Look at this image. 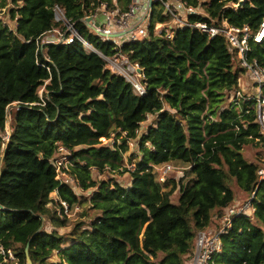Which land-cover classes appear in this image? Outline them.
<instances>
[{"label":"trees","instance_id":"obj_1","mask_svg":"<svg viewBox=\"0 0 264 264\" xmlns=\"http://www.w3.org/2000/svg\"><path fill=\"white\" fill-rule=\"evenodd\" d=\"M114 1L121 12L133 4L0 0V10L14 6L8 15L16 23L15 30L0 23V264H27V248L33 264H187L198 232L216 220L220 226L233 206L231 179L246 195L255 193L256 212L234 218L216 263L264 264V181L258 180L264 157L255 164L243 154L250 146L264 147V140L254 113L230 107L247 69L224 37L191 28L178 29L173 40L157 35L155 25L170 18L154 4L149 36L121 48L143 72V96L80 42L37 51V41L60 27L54 12L59 6L88 42L114 56L113 43L101 41L83 22L101 4L115 8ZM184 1L204 12L190 16L194 23L256 31L264 21V0H245L241 8L240 0ZM250 47L249 60L264 67V42L250 41ZM131 142L138 147L129 160L135 169L125 167ZM60 147L70 154L64 171L75 185L58 179ZM171 163L187 165L191 179L158 182L154 168ZM94 171L102 178L127 173L130 181L99 180ZM175 192L177 203L171 200ZM63 203L69 209L89 204L95 217L69 234L44 230L47 219L57 228L69 226L53 210L65 215Z\"/></svg>","mask_w":264,"mask_h":264},{"label":"built area","instance_id":"obj_2","mask_svg":"<svg viewBox=\"0 0 264 264\" xmlns=\"http://www.w3.org/2000/svg\"><path fill=\"white\" fill-rule=\"evenodd\" d=\"M151 2L159 5L164 15L170 18L166 23L155 25V34L159 33L166 39L173 40L178 29L191 28L207 34L210 38L222 36L228 41L231 51L237 53L241 66L247 69L251 77L255 79L254 92L235 91L233 96H231L230 107L244 115L254 113L255 122L260 129V136L264 140V67L257 60L250 61L248 58V54L252 50L250 41L257 44L264 42V21L256 31L248 28L230 27L226 24L223 27L209 26L207 23H194L190 20V16L201 13L199 9L189 6L184 0H133V4L127 12H121L116 7L117 2L114 1L115 8L110 7L108 4H101L96 9L93 15L90 16L92 19L90 26L86 22L89 17L83 19L92 34L103 42L113 43V49L117 51V54L107 57L81 35L76 24L66 17L64 9L56 6L54 9L55 21L60 24V27L45 35L44 37L49 35L46 41L44 37L37 41V51H43V46L46 45H71L75 42H80L87 52H96L110 67L114 68L115 72L113 73L121 75L129 82L136 95L143 96L146 93V87L143 84V72L140 71L141 69L138 65H133L129 58L121 53V48L126 43L143 40L149 36ZM5 14H7V8L1 9L0 23L7 26V21L1 18V15ZM146 22H149L148 26L144 27ZM169 23L173 25H169ZM96 24H99V26L97 27ZM245 103H251V106L245 109ZM104 142L107 143V140L104 139ZM58 152L62 154L61 161H54L58 179L63 173V177L67 179L64 183L73 185L75 181L65 172L69 170L70 164L68 165L66 161L70 154L64 147H60ZM155 170L159 172L157 176L158 182L163 184L167 182L169 175L176 168L171 164H165L156 167ZM68 177L71 178L70 181H68ZM258 178L259 183L264 181V165L258 170ZM254 198L255 193L246 203L227 208L221 218V225L216 230L207 229L198 232L194 254L187 264H217L216 259L223 251V235L227 234L231 229L234 218L240 215L252 216L256 212L252 202ZM63 206L65 213H67L69 210L68 206L65 203H63ZM10 256L12 257L11 252Z\"/></svg>","mask_w":264,"mask_h":264},{"label":"rangeland","instance_id":"obj_3","mask_svg":"<svg viewBox=\"0 0 264 264\" xmlns=\"http://www.w3.org/2000/svg\"><path fill=\"white\" fill-rule=\"evenodd\" d=\"M238 6V5H237ZM235 6V7H237ZM14 6L12 4H9V6L7 7V14L5 15H1V18L6 20L7 23H8V27L10 29H14L16 28L15 26V22L11 21L9 19V9L10 8H13ZM201 15H204V12L203 10H199ZM148 23L149 22H146L144 24V27H147L148 26ZM169 25H173L172 23H169ZM225 26V24H224ZM15 30V29H14ZM157 35H159V33H157ZM49 36V35H48ZM48 36L44 37V40L46 41V39L48 38ZM237 57V56H236ZM237 63V61H236ZM107 66L108 68L112 71V72H115L114 68L111 66L108 65L107 63ZM237 67V64L235 65ZM255 84V79H253L250 75V73L248 71L244 72L241 74V78H240V81H239V86H238V89L237 90H240L242 92H250V93H253L254 92V86ZM236 90V91H237ZM44 93V88H41L40 89V96H42ZM234 93V92H233ZM233 93H232V96H233ZM232 98V97H231ZM231 100V99H230ZM152 119V117H151ZM151 119L147 122L146 125L144 126H148V124H150L151 122ZM102 142H104V139H102ZM105 143V142H104ZM135 142H131L130 143V148L131 150L129 151V153L126 155V159H125V167H127L128 169H135V164H131L129 163V160H130V155L132 154H137L138 153V147H136V145L134 144ZM244 154V157L245 159L249 162V163H258L260 161V158L261 157H264V147L263 146H250L248 148H246L243 152ZM135 156V155H134ZM62 157V154L60 152H58L57 156H56V161L58 160L61 161V158ZM68 162V165L70 164V156L67 157V161ZM171 165L173 167L176 168V170L171 173L169 175V179L171 178H176L177 180L180 179L181 177L183 178L185 176L186 179H184L186 181H188L189 179H191V176L188 174L189 170H188V166L183 164V163H171ZM154 172L156 174V179H157V176L159 174V172H157L154 168ZM186 174H187V177H186ZM63 173L59 176V179H61L63 182H65L67 179L66 177H63ZM94 177L101 180L102 176L99 174V173H96V171H94ZM113 179L115 178L116 181L120 182L121 184H124V185H127L130 181V177L127 173H124V174H117V175H111V176H105L104 178L102 179ZM71 178L68 177V181H70ZM76 184V183H75ZM74 184V185H75ZM229 186L232 188V190L235 192V195H236V200L235 202L233 203V206H236V205H241V204H244L246 203L251 197L246 195L243 191L240 190V188L238 187L237 183L235 180L231 179V181L229 182ZM77 187V186H76ZM171 188V186L167 187L165 190H169ZM77 193L80 194V195H83L84 197H88L90 195L89 192H81L80 190H77ZM55 197V195H54ZM178 198H179V193L178 192H175L173 194V196L171 197V200L174 202V203H177L178 201ZM53 210L54 211H57L58 210V215L61 216L62 219H64V217L66 216V218L68 219L69 221V226L68 227H65V228H57L55 226V224H53L52 222L49 221V219L45 220V225H44V230L48 231V232H52L53 230H55V228L59 231V233L61 234H69L71 232V230H73V228L80 222H86L87 224H90L91 221L94 219L95 217V213L94 211L90 208V205L89 204H84V205H78V206H75L73 209H69L67 213L62 214L60 208L58 207H53ZM214 215H218V213L214 212ZM213 215V216H214ZM214 226V227H213ZM212 226V229L211 230H216L219 226L217 224V220L214 222ZM9 258H12L11 260H14L15 257H14V254H12V257L10 256V253H9ZM14 258V259H13ZM54 261H58V258L55 257L54 258ZM58 262H56L55 264H57Z\"/></svg>","mask_w":264,"mask_h":264},{"label":"water","instance_id":"obj_4","mask_svg":"<svg viewBox=\"0 0 264 264\" xmlns=\"http://www.w3.org/2000/svg\"><path fill=\"white\" fill-rule=\"evenodd\" d=\"M245 0H240L239 4H238V8H241L244 4ZM154 5L153 2H151V7ZM92 19L89 17L86 19V22L88 23V26H90ZM96 26L98 27L99 24H96ZM45 46H43L44 48ZM96 53V52H95ZM97 54V53H96ZM142 72V70H140ZM14 108H16L15 105L11 106L8 111H7V134L10 136L12 134V127H11V111L14 110ZM2 164H3V158L0 162V170L2 168ZM27 252V264H33L32 260L30 259L29 255H28V248L26 249Z\"/></svg>","mask_w":264,"mask_h":264},{"label":"crops","instance_id":"obj_5","mask_svg":"<svg viewBox=\"0 0 264 264\" xmlns=\"http://www.w3.org/2000/svg\"><path fill=\"white\" fill-rule=\"evenodd\" d=\"M218 223V222H217ZM214 224V223H213ZM213 224L211 225V227L209 228V229H212V226H213ZM214 227V226H213Z\"/></svg>","mask_w":264,"mask_h":264},{"label":"clouds","instance_id":"obj_6","mask_svg":"<svg viewBox=\"0 0 264 264\" xmlns=\"http://www.w3.org/2000/svg\"><path fill=\"white\" fill-rule=\"evenodd\" d=\"M12 120V119H11Z\"/></svg>","mask_w":264,"mask_h":264}]
</instances>
